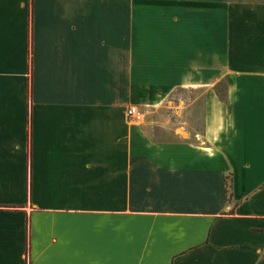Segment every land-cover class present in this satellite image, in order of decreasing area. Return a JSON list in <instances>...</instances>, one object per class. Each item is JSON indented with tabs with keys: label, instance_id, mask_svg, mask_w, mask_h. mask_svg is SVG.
I'll return each instance as SVG.
<instances>
[{
	"label": "crops",
	"instance_id": "1",
	"mask_svg": "<svg viewBox=\"0 0 264 264\" xmlns=\"http://www.w3.org/2000/svg\"><path fill=\"white\" fill-rule=\"evenodd\" d=\"M0 264H264V0H0Z\"/></svg>",
	"mask_w": 264,
	"mask_h": 264
},
{
	"label": "rangeland",
	"instance_id": "2",
	"mask_svg": "<svg viewBox=\"0 0 264 264\" xmlns=\"http://www.w3.org/2000/svg\"><path fill=\"white\" fill-rule=\"evenodd\" d=\"M174 32L175 31H153L152 36L154 37V41L148 43L145 46H142V31H118V100L120 109L124 107L123 102L125 101L127 96L125 89V71L128 68V65L131 64V62L129 61V57L133 56L136 60L137 56L144 52L156 59L154 60V63L152 62L153 64H158L159 62H162V64H164L166 61H164L165 58L163 59V57L165 56L171 58L177 57V45L174 46L172 43L167 42L175 38ZM168 63L169 62H167V64ZM193 100L194 102L191 107L183 108V114L180 117L182 119L186 118L188 122L186 126L192 133H194L195 131H199L202 126L203 96L201 95L200 91L175 88V90L169 95L167 99V101H169L171 104H177L179 103V101H182L183 105L189 104ZM131 106H133V104L129 103L128 107L125 109V115L127 109ZM135 106H137L138 109L143 112V120L150 115L148 108L143 106V108L141 109L137 104H135ZM163 112V117L166 116L168 118H174L173 110L165 109ZM155 117H160V114L157 116L155 114Z\"/></svg>",
	"mask_w": 264,
	"mask_h": 264
},
{
	"label": "built area",
	"instance_id": "3",
	"mask_svg": "<svg viewBox=\"0 0 264 264\" xmlns=\"http://www.w3.org/2000/svg\"><path fill=\"white\" fill-rule=\"evenodd\" d=\"M126 116L130 121L133 122H141L144 118L143 112H141L135 105L127 109Z\"/></svg>",
	"mask_w": 264,
	"mask_h": 264
}]
</instances>
